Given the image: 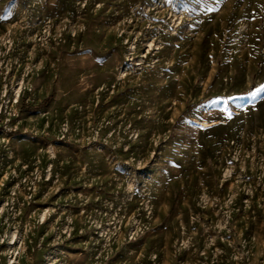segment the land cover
<instances>
[{
	"label": "rangeland",
	"instance_id": "1",
	"mask_svg": "<svg viewBox=\"0 0 264 264\" xmlns=\"http://www.w3.org/2000/svg\"><path fill=\"white\" fill-rule=\"evenodd\" d=\"M0 264H264V0H0Z\"/></svg>",
	"mask_w": 264,
	"mask_h": 264
},
{
	"label": "bare ground",
	"instance_id": "2",
	"mask_svg": "<svg viewBox=\"0 0 264 264\" xmlns=\"http://www.w3.org/2000/svg\"><path fill=\"white\" fill-rule=\"evenodd\" d=\"M15 242V241H14ZM14 242H11L10 244H16V243H14Z\"/></svg>",
	"mask_w": 264,
	"mask_h": 264
}]
</instances>
